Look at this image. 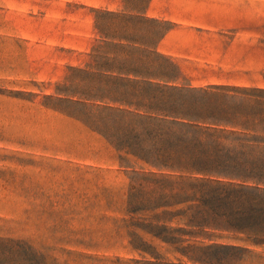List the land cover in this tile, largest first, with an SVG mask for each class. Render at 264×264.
Listing matches in <instances>:
<instances>
[{"label": "rangeland", "instance_id": "rangeland-1", "mask_svg": "<svg viewBox=\"0 0 264 264\" xmlns=\"http://www.w3.org/2000/svg\"><path fill=\"white\" fill-rule=\"evenodd\" d=\"M122 5L0 0V239L25 242L43 264H264V244L242 228L250 221L203 222L187 201L184 183L204 175L150 164L176 138H264V0H147L144 16L169 28L156 46L172 65L161 106L187 115L153 133L170 146L158 153L133 112L129 149L54 109L68 68L87 62L94 11ZM7 253L0 244V264Z\"/></svg>", "mask_w": 264, "mask_h": 264}, {"label": "trees", "instance_id": "trees-1", "mask_svg": "<svg viewBox=\"0 0 264 264\" xmlns=\"http://www.w3.org/2000/svg\"><path fill=\"white\" fill-rule=\"evenodd\" d=\"M122 2L119 11H94L96 39L89 49L87 62L80 68H68L64 83L56 89L61 97L55 99L54 109L105 140L118 135V141L130 149L135 145L137 127L123 118L131 112L148 121L152 128L146 133L153 137L168 129L163 125L167 118L187 115L178 116L177 112L161 106L166 83L171 79L165 69L172 65L156 51V46L169 28L144 16L147 0ZM154 121L158 127H153ZM129 139L133 141L131 145L126 143ZM154 139L159 144L157 153L170 147H162L156 136ZM218 139L176 138L168 157L154 159L150 164L184 174L204 175V179L184 183L183 187L187 201L199 208L200 219L216 224L220 220L225 223L233 219L248 220L251 225L242 228L253 235L251 242L264 244V205L261 204L264 200L251 194L264 191L217 180L264 185V138L225 140L222 144ZM252 148L261 152L252 155ZM0 244L7 249L8 264H32L17 258L19 254H29L36 258L34 264H43L41 257L25 242L0 239Z\"/></svg>", "mask_w": 264, "mask_h": 264}]
</instances>
